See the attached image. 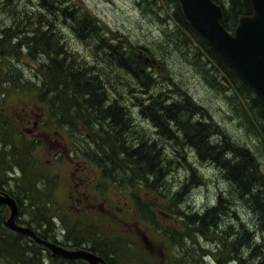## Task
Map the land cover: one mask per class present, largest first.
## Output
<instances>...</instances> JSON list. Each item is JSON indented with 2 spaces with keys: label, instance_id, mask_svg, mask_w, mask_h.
<instances>
[{
  "label": "rangeland",
  "instance_id": "obj_1",
  "mask_svg": "<svg viewBox=\"0 0 264 264\" xmlns=\"http://www.w3.org/2000/svg\"><path fill=\"white\" fill-rule=\"evenodd\" d=\"M53 1L55 13L66 9L65 20L54 19L39 0H0V193L17 199V223L68 249L104 250L110 264H257L256 256H264V218L221 166L199 159L176 123L165 119L160 132L140 113L154 99L162 107L175 105L178 124H211L218 129L210 130L211 145L230 140L246 148L264 176V123L255 119L246 100L252 95L243 92L241 80L220 68L183 29L170 0ZM221 2L229 21L235 13L229 0ZM84 16L86 28L78 20ZM46 20L53 22L48 27L60 57L92 68L98 100L123 108L131 123L123 133L127 146H150L146 153L161 160L158 172L141 177L130 165L98 168L82 157L84 151L100 150L104 137L97 134L93 115L79 113L80 100L65 112L60 101L51 100L58 77L44 70L48 60L41 47L27 45L47 29ZM79 26L83 31L77 36ZM235 27H226L230 35ZM137 47L163 69L139 68L133 58ZM123 60L127 68L117 65ZM219 200L220 214L207 221V229L192 230L187 217L202 215ZM8 216L9 209L0 205V264H86L15 238L4 226ZM75 242L79 246H71ZM17 247L23 256L13 253L21 262L1 254Z\"/></svg>",
  "mask_w": 264,
  "mask_h": 264
},
{
  "label": "trees",
  "instance_id": "obj_2",
  "mask_svg": "<svg viewBox=\"0 0 264 264\" xmlns=\"http://www.w3.org/2000/svg\"><path fill=\"white\" fill-rule=\"evenodd\" d=\"M40 7L48 10L53 14L54 19H58L57 17L63 18L65 20L66 9H62V11L58 10L54 11V1L53 0H39ZM175 4V17L177 22L183 27L185 31H187L192 37H194L202 49L211 57L213 60L225 71L231 73V75L240 80L235 73H233L223 62L221 58H219L211 47L199 36L196 32L190 27L188 22L185 20L180 6L176 0H170ZM216 4H218L222 9L223 19L222 26L226 31V27L232 25L233 27L237 26V23L240 17H246L253 14L252 7L250 5L249 0H229L228 8L235 13L234 17L228 20V12L225 7L222 5L221 0H212ZM61 15H60V14ZM81 20V24L84 28L87 27L88 20L87 17L79 18ZM227 21V23H226ZM51 21L46 20L45 26L47 29L37 31L34 34L33 39L31 40V44H27L29 49H37L38 45L41 47V53L46 55L48 60V66L46 65L45 71H47L50 75L58 77V81L55 84V88L52 90L58 96L52 97L51 100H54L56 103H59V110L61 112H65L69 109L70 104L73 101L80 100L79 113L87 112L88 115H93L94 119H96L99 124L97 126V134H100L104 137L103 146L100 150L94 151H84L82 152V157L96 165L98 168H106L113 167L114 169H119L122 163L130 165L132 168L137 169L141 172V177L149 175V173H155L159 171L161 160L155 157H150L146 152L150 149V146H146L144 144L138 145L135 150H131L129 146L126 144V138L123 133H127L131 127V123L128 117L125 114L123 108H118L115 105H102L98 100V76L92 73V68L78 67L77 64L67 61L66 57H60L61 52L57 51L54 48L53 40L51 38L52 34L50 33L49 27L51 25ZM236 28V27H235ZM80 26L76 29V34L82 33ZM229 32V31H228ZM49 33V37L47 35ZM2 34H5L2 32ZM8 38V36H6ZM2 42V39L0 43ZM110 45L108 49H110ZM134 62L139 66V68L144 69H152L161 71L163 69L160 62L150 53L146 52L142 48H135L134 50ZM125 62L126 60L121 61L119 64L122 68H127ZM140 70V69H139ZM141 72V70H140ZM166 71L162 73L165 74ZM136 77H139V73H134ZM47 79V78H46ZM240 82V86L242 87L243 92L246 94H251L250 98H246L249 101L250 105H253L252 112L256 114L262 123H264V102L257 96L253 94V91L242 81ZM47 85H44L45 88L48 89V85L50 84L47 80ZM236 91H240L239 87L235 85ZM243 98L244 95H243ZM251 101V102H250ZM76 103V102H75ZM51 104V103H50ZM73 104V103H72ZM71 104V105H72ZM106 104V103H104ZM175 105L169 104L164 107L160 106L158 99H154L151 103H149L146 107L141 109V114L148 118L157 128H159L160 132H163L165 119L168 121L176 123L178 130L183 132L182 136L184 141H187L191 147H193L201 161L209 162L216 164L217 166H221L224 170L225 175L229 181H231L238 190L240 196L245 198L246 201L251 203L252 210L255 214L259 215V218H264V176L260 173V166L257 160L253 157L249 150L244 147L237 146L232 143L230 140H223L220 145L214 146L210 144V130H218L215 129L211 124L204 125V127L200 126L198 123H190V122H182L177 123L174 118V107ZM244 107V105H241ZM171 111L173 112L171 114ZM163 113V114H161ZM173 115V116H170ZM104 121L103 124H101ZM105 124V126H104ZM90 126L92 123L89 124ZM260 135L264 142V126L260 125ZM171 139H176V136L170 132L168 133ZM260 137V138H261ZM152 147V146H151ZM231 154V157L228 158L227 155ZM110 155V156H109ZM111 155L113 156L111 158ZM122 156L121 161L119 157ZM225 157L227 159H225ZM116 161H113V160ZM131 168L129 166H126ZM260 188V190L256 189ZM12 196V195H11ZM18 204L17 199L12 196ZM221 211V201L217 202V205L213 208L206 209L204 213L200 216L195 217H187L189 226L192 230L196 231H204L207 229L206 226L209 225L207 223L208 220H212V217H217ZM21 225V224H20ZM197 225V228H196ZM196 228V229H195ZM32 229V228H31ZM34 231V230H33ZM35 232V231H34ZM14 233V232H13ZM38 236L39 234L35 232ZM15 238L25 237L18 233L13 234ZM4 236V235H3ZM3 236H0L1 238ZM41 239L45 240V237L39 236ZM27 238V237H26ZM241 238L235 240L234 243H238ZM11 246L15 247V242L13 238L11 239ZM30 240V239H29ZM32 241V240H31ZM57 244V243H56ZM79 242L73 243L71 246H79ZM110 245L107 246V248ZM43 248V247H42ZM17 249V250H16ZM16 249H4L1 253L3 256H8L12 261V257L15 258L14 262L17 259V256L14 255L13 251H17L21 253L19 256H23V249L21 247H17ZM72 249V248H71ZM78 249V248H74ZM73 249V250H74ZM89 250L90 252L98 255L103 258L108 264L107 254L104 250H97L94 246L90 248H84ZM255 247L250 250L253 251ZM10 251V252H9ZM113 252V251H112ZM258 258L257 264H264V256L260 254L256 256ZM68 262H72L74 260H66ZM78 261V260H75ZM21 262L19 259L17 261ZM85 263L83 261H79ZM29 264V260H28Z\"/></svg>",
  "mask_w": 264,
  "mask_h": 264
},
{
  "label": "water",
  "instance_id": "obj_3",
  "mask_svg": "<svg viewBox=\"0 0 264 264\" xmlns=\"http://www.w3.org/2000/svg\"><path fill=\"white\" fill-rule=\"evenodd\" d=\"M191 28L264 102V0H249L253 15L242 17L233 35L221 25V8L211 0H177ZM0 205L9 209L4 225L13 232L32 239L52 256L80 260L87 264H108L103 258L85 250L65 249L39 238L32 229L16 223L18 206L7 193H0Z\"/></svg>",
  "mask_w": 264,
  "mask_h": 264
},
{
  "label": "bare ground",
  "instance_id": "obj_4",
  "mask_svg": "<svg viewBox=\"0 0 264 264\" xmlns=\"http://www.w3.org/2000/svg\"><path fill=\"white\" fill-rule=\"evenodd\" d=\"M167 15V14H166ZM162 17V16H161ZM1 38V37H0ZM6 41V40H5ZM5 43V42H4ZM138 44H140V43H138ZM155 44V43H154ZM163 61V60H162Z\"/></svg>",
  "mask_w": 264,
  "mask_h": 264
}]
</instances>
